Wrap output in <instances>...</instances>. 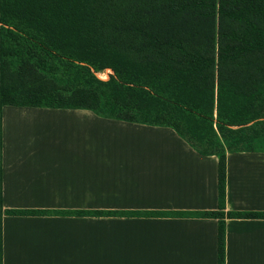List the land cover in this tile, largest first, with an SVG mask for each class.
Wrapping results in <instances>:
<instances>
[{"label":"trees","instance_id":"16d2710c","mask_svg":"<svg viewBox=\"0 0 264 264\" xmlns=\"http://www.w3.org/2000/svg\"><path fill=\"white\" fill-rule=\"evenodd\" d=\"M4 107L168 128L216 157L218 210L198 215L217 220V264L226 217L264 219L223 212L226 154L264 151V0H0V264L2 215L27 214L2 208Z\"/></svg>","mask_w":264,"mask_h":264},{"label":"crops","instance_id":"0c3cea01","mask_svg":"<svg viewBox=\"0 0 264 264\" xmlns=\"http://www.w3.org/2000/svg\"><path fill=\"white\" fill-rule=\"evenodd\" d=\"M1 134L2 208L27 213L2 215V264H217V158L171 129L4 107ZM223 212L264 213V151L226 154ZM224 227L225 264H264V219Z\"/></svg>","mask_w":264,"mask_h":264},{"label":"rangeland","instance_id":"374dc122","mask_svg":"<svg viewBox=\"0 0 264 264\" xmlns=\"http://www.w3.org/2000/svg\"><path fill=\"white\" fill-rule=\"evenodd\" d=\"M100 76V79H104L105 77L103 76V74L101 75H99ZM258 146H262V147H264V139H262V140H260V142L257 144Z\"/></svg>","mask_w":264,"mask_h":264},{"label":"built area","instance_id":"2783aa9c","mask_svg":"<svg viewBox=\"0 0 264 264\" xmlns=\"http://www.w3.org/2000/svg\"><path fill=\"white\" fill-rule=\"evenodd\" d=\"M110 72L107 70L105 71L104 73H101V75L103 74V76L105 77L103 80L107 79V75L109 74ZM100 74H97L98 78H100L99 76Z\"/></svg>","mask_w":264,"mask_h":264}]
</instances>
